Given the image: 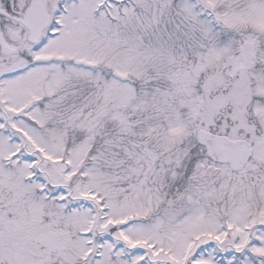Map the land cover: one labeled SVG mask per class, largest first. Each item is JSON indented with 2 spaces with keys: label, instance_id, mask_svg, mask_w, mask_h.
<instances>
[{
  "label": "snow or ice",
  "instance_id": "snow-or-ice-1",
  "mask_svg": "<svg viewBox=\"0 0 264 264\" xmlns=\"http://www.w3.org/2000/svg\"><path fill=\"white\" fill-rule=\"evenodd\" d=\"M0 264H264V0H0Z\"/></svg>",
  "mask_w": 264,
  "mask_h": 264
}]
</instances>
